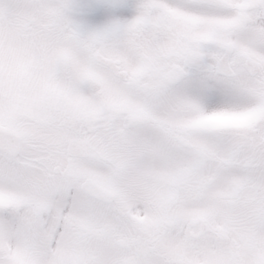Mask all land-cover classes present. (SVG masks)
Instances as JSON below:
<instances>
[{
  "label": "snow or ice",
  "instance_id": "6c2138e0",
  "mask_svg": "<svg viewBox=\"0 0 264 264\" xmlns=\"http://www.w3.org/2000/svg\"><path fill=\"white\" fill-rule=\"evenodd\" d=\"M0 264H264V0H0Z\"/></svg>",
  "mask_w": 264,
  "mask_h": 264
}]
</instances>
